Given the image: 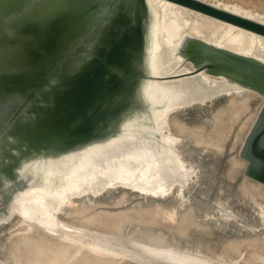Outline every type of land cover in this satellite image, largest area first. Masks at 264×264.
Returning <instances> with one entry per match:
<instances>
[{
  "label": "water",
  "instance_id": "95a60500",
  "mask_svg": "<svg viewBox=\"0 0 264 264\" xmlns=\"http://www.w3.org/2000/svg\"><path fill=\"white\" fill-rule=\"evenodd\" d=\"M168 2L264 41L263 14L204 0H0V225L21 198L138 192L161 173L183 195L198 173L165 135L170 115L230 90L262 98L236 155L264 185V50L188 33L170 43Z\"/></svg>",
  "mask_w": 264,
  "mask_h": 264
},
{
  "label": "rangeland",
  "instance_id": "374dc122",
  "mask_svg": "<svg viewBox=\"0 0 264 264\" xmlns=\"http://www.w3.org/2000/svg\"><path fill=\"white\" fill-rule=\"evenodd\" d=\"M209 1L264 15V0ZM165 31L170 43L186 34L173 37ZM246 34L252 43L246 52L260 49L253 46L254 36ZM233 92L170 115L166 133L180 137L179 149L198 173L183 195L178 189L160 195L119 188L94 194L96 203L83 212L78 209L90 207L88 202H75L73 210L68 202L63 208L70 210L56 216L76 240L41 224L29 227L19 212L11 211L9 222L0 225V264H31L21 251L29 236L40 246L44 236L69 245L71 255L62 264H264V185L242 175L245 161L236 155L262 98ZM181 160L183 169L191 168ZM236 214L252 224L235 222Z\"/></svg>",
  "mask_w": 264,
  "mask_h": 264
},
{
  "label": "bare ground",
  "instance_id": "6f19581e",
  "mask_svg": "<svg viewBox=\"0 0 264 264\" xmlns=\"http://www.w3.org/2000/svg\"><path fill=\"white\" fill-rule=\"evenodd\" d=\"M211 2L209 0H204ZM214 3V2H211ZM218 4V3H215ZM220 5V4H218ZM222 6V5H220ZM226 7V6H224ZM163 11V27L165 30H169L171 36L176 37L179 34H182L184 31L190 35L199 36L207 41L216 43L218 45H223L226 47H230L237 51L245 52L249 51V47H251L252 43L249 45V38L246 34L248 31H245L240 28H235L231 25L224 24L218 20H215L206 15H202L199 13H195V16L191 14L190 11H187L186 8L174 5L172 3H165L162 5ZM230 10L236 11L238 13L250 16L245 14L239 10L232 9L230 7H226ZM253 17V16H250ZM250 33V32H249ZM251 35H253L251 33ZM254 38L251 40L253 42V46L256 48H260L264 50V41L261 38L253 35ZM204 78L207 76L204 75ZM235 94L241 95L244 91H249L251 93H255L251 90H233ZM230 94V93H229ZM232 94V92H231ZM254 94V95H255ZM218 115H222L227 118L225 113L218 112ZM236 115L234 114L230 118L233 119ZM219 119V118H218ZM229 120V117L227 118ZM220 124V120L216 121V126ZM168 131V130H167ZM214 132V131H213ZM185 133V132H184ZM165 135L171 141H175L176 138L172 137L169 132ZM180 138V137H179ZM178 138V139H179ZM202 142V141H201ZM200 143V142H199ZM202 144V143H201ZM180 167L185 165L184 162L179 158ZM182 168V167H181ZM182 176H185L188 173L187 169H182ZM170 178L167 174H159L157 177L152 178L150 181H143L136 186L140 189H143L145 192H153L155 194H167L168 192V183H166V179ZM86 192L83 196L73 198L70 194L65 195L52 203L46 202L43 197L40 195H33L27 198H21L17 201L16 205L12 209V212H19L23 221L30 227L32 225H43L45 228L51 230L52 232H57L61 236L66 237L68 240H76V235L69 234L67 232V227L61 222H59L56 214L63 213L70 209H76L78 206H74V203L78 204L88 202L90 207L84 208V205L81 206V209L78 211H86L91 208V206L96 203V199H94V194L97 193L91 189H85ZM90 191V192H89ZM181 194V193H179ZM182 195V194H181ZM71 202V204L67 205L66 203ZM67 205L70 209L63 208L64 205ZM86 206V205H85ZM68 215V213H67ZM73 217V216H72ZM58 228H61L60 231ZM32 239V240H31ZM34 237H28L25 240V248L22 247L21 251H23L24 255L22 257H29L32 261L31 264H62L68 257L71 255V247L65 243L56 241L52 238L44 236L43 244L40 246V242H35ZM41 247V253H40ZM264 260V259H263ZM76 264H84L79 261Z\"/></svg>",
  "mask_w": 264,
  "mask_h": 264
},
{
  "label": "flooded vegetation",
  "instance_id": "af4514ba",
  "mask_svg": "<svg viewBox=\"0 0 264 264\" xmlns=\"http://www.w3.org/2000/svg\"><path fill=\"white\" fill-rule=\"evenodd\" d=\"M214 207L216 208V202L214 203ZM217 209V208H216Z\"/></svg>",
  "mask_w": 264,
  "mask_h": 264
}]
</instances>
